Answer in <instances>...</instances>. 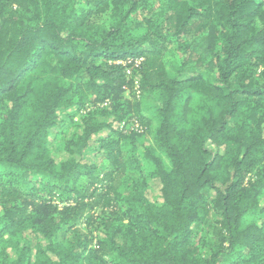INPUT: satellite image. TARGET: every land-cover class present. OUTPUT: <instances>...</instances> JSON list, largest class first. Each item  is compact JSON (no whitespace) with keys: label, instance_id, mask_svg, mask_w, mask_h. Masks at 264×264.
I'll list each match as a JSON object with an SVG mask.
<instances>
[{"label":"trees","instance_id":"trees-1","mask_svg":"<svg viewBox=\"0 0 264 264\" xmlns=\"http://www.w3.org/2000/svg\"><path fill=\"white\" fill-rule=\"evenodd\" d=\"M134 92L155 96L171 166L144 154L155 205ZM75 116L56 162L51 130ZM95 135L110 170L81 162ZM263 199L264 0H0V264H264Z\"/></svg>","mask_w":264,"mask_h":264},{"label":"rangeland","instance_id":"rangeland-1","mask_svg":"<svg viewBox=\"0 0 264 264\" xmlns=\"http://www.w3.org/2000/svg\"><path fill=\"white\" fill-rule=\"evenodd\" d=\"M76 1L84 2L85 0H76ZM77 5H79L78 2H77ZM110 21H111V17L103 16L101 17L100 24L109 25ZM141 23H143V17L141 15L133 17L131 19L130 26L132 28L133 33H135L136 35H140V33H142L143 31V28L141 27ZM172 47L173 46H169L170 49ZM136 79L138 81V76ZM137 87L139 88L138 85H135L133 88V91H136L138 89ZM135 95L137 97L136 99L133 97V95H129L128 97L123 96V98H121V101L122 102L125 101L130 107L129 116L132 114L134 116L138 112L140 115L146 117V119L150 122V129L148 130V132L145 135H143L140 139H138L137 154L141 158L140 173H141L142 178L145 180V184H146L145 197L149 203L155 205V204H159L162 202L161 194H160L161 185H160L158 178L151 177V174L153 173L154 168L151 165V163L147 159L144 158V154L146 151H149V153H152L156 157L161 158L167 170H169L171 166L166 160L165 156L161 154V152L158 150L156 144L153 141V129H155L156 127L155 108L158 107L155 101V96L149 93H144V92H142V94H139V92H136ZM134 99L136 100V102H138V103H135L137 106H135V104L133 103ZM87 107L91 109V106H87ZM75 122H77V116H75L74 122L72 124L68 123V124L63 125L62 123V124H59V126L55 127V129L51 130L50 138H49L50 139L49 147L52 153V157L55 159L56 162L66 160L67 158L70 157L69 154L64 153L63 151L62 152L60 151L62 147V138L60 137V135H64L65 138H68L73 133H75L77 131V127H75L74 125ZM112 126L116 128V122H112ZM58 130L61 131L60 134H57ZM57 135L59 139L55 138ZM97 137L98 135H95L92 138L90 145H89L90 148L89 150H86V152L82 156L81 162L95 165L98 169L105 168V169L110 170L111 169L110 162L107 159L108 151L99 149V144H98L99 138ZM213 151H216V150L213 149ZM124 181L127 182V184L129 185L132 182V180L130 179L126 180L122 177L117 181V185H122ZM134 181H138V179L134 178ZM120 192H123V190H120ZM93 203H94L93 210L88 215H96L97 213H99L100 208H102V206L105 203V200L103 201L96 200ZM261 205L264 207V199L261 202ZM2 213L3 212L0 208V216L2 215ZM211 217L213 219H217V216L214 213L211 214ZM85 222L86 221L81 220L76 226L77 229L80 231V234L83 235V238L84 237H87V238H101L102 237L101 234H98L97 232H95L94 227L90 225L89 222L87 224H85ZM204 237H207V236L205 235ZM4 248L5 246L0 243V249H4ZM205 251L207 250L202 249L201 253L204 254Z\"/></svg>","mask_w":264,"mask_h":264},{"label":"built area","instance_id":"built-area-1","mask_svg":"<svg viewBox=\"0 0 264 264\" xmlns=\"http://www.w3.org/2000/svg\"><path fill=\"white\" fill-rule=\"evenodd\" d=\"M139 65V61H136L134 63V67H138ZM127 75H131V69H129L127 71ZM131 125H129V123L126 125L125 122H123L121 125H120V129H123V130H127V131H135V132H138V133H143L144 132V128L143 126H141L137 121L133 120L131 121Z\"/></svg>","mask_w":264,"mask_h":264}]
</instances>
